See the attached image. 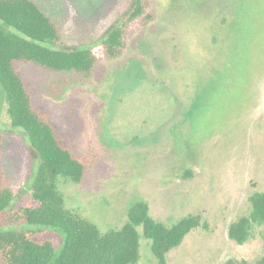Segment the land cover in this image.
<instances>
[{
  "label": "rangeland",
  "instance_id": "obj_1",
  "mask_svg": "<svg viewBox=\"0 0 264 264\" xmlns=\"http://www.w3.org/2000/svg\"><path fill=\"white\" fill-rule=\"evenodd\" d=\"M37 1L60 26L58 47L91 46L99 58L91 78L16 63L34 105L50 115L61 138L77 153L95 155L81 183H63L67 205L102 230L121 228L130 205L140 200L149 204L155 219L169 225L200 214L203 226L168 254L167 264H223L230 258L254 262L263 257L264 227H256L243 245L230 240L228 228L249 210V197L264 190V66L259 65L264 58L259 55L264 0H241L243 11L259 22L242 32L239 48L257 54L247 55L244 68L228 80V91L216 78L202 84L196 63L206 36L203 27H212L206 11L197 9L206 4L215 9L228 0H151L147 12L155 10V18L130 26L127 47L117 60L106 58L101 40L128 17L135 0ZM201 84L204 88L193 90ZM206 90L211 100L199 98L191 106L193 113L186 114L189 96L203 97ZM209 101H218L217 107L212 102L208 108ZM0 127V182L2 175L9 181L15 193L11 208L16 209L33 203L31 184L39 155L25 132L11 126L4 98ZM6 216H0L1 228L21 226ZM34 230L38 238L53 240L59 252L61 231ZM138 230V264H160L151 240ZM0 264H5L1 258Z\"/></svg>",
  "mask_w": 264,
  "mask_h": 264
},
{
  "label": "trees",
  "instance_id": "obj_2",
  "mask_svg": "<svg viewBox=\"0 0 264 264\" xmlns=\"http://www.w3.org/2000/svg\"><path fill=\"white\" fill-rule=\"evenodd\" d=\"M227 2L215 9L206 8L207 4L197 9L200 13L206 11L205 16H209L205 20L212 25L203 27L206 36L199 44L196 57L201 68L199 79L202 84L212 78L217 82L221 80L224 85L220 88L224 91H228L227 80L238 75L246 64L248 54L239 48L242 32L253 30L257 24L255 20L259 22V18L243 11L240 0ZM150 5L151 0H135L128 17L104 35L101 44L107 59L117 60L123 55L129 28L136 20L149 23L155 18V10L147 12ZM233 9L238 11L236 15ZM241 21L247 22L246 27ZM259 28V38L262 37L259 55L264 56V24ZM61 39L60 26L43 11L37 0H0V106L4 98L11 126L25 132L39 155L31 184L33 203L11 208L15 193L2 175L0 216L6 212L11 224L21 226L0 227V258L5 264H138L141 256L138 228L141 227L143 235L151 240L159 263L167 264L168 254L179 247L190 232L203 226L200 214H189L169 225L155 219L150 214L149 204L140 200L130 205L128 219L121 228L102 230L67 205L63 183H81L94 166L95 155L93 152L81 155L61 138L50 115L34 105L27 82L16 67L17 62L34 63L53 72L93 77L99 64L94 48H60ZM175 43L179 47L178 42ZM229 64L231 69L227 67ZM259 65L264 66V58L259 60ZM202 84L193 90L198 92L204 88ZM190 85L188 82L186 89L190 90ZM208 92L206 90L204 100H211L206 98ZM187 104L188 112H192L193 105L199 103L189 96ZM217 105L218 101L215 102ZM2 136L0 127V142ZM249 205V210L234 219L228 228L230 240L240 245L253 237L256 227H264V190L254 192L249 197ZM35 227L63 233V246L59 252H56L53 240L37 237ZM223 264H264V256L254 262L230 258Z\"/></svg>",
  "mask_w": 264,
  "mask_h": 264
},
{
  "label": "flooded vegetation",
  "instance_id": "obj_3",
  "mask_svg": "<svg viewBox=\"0 0 264 264\" xmlns=\"http://www.w3.org/2000/svg\"><path fill=\"white\" fill-rule=\"evenodd\" d=\"M209 1L211 2V0H209ZM240 1H241V0H240ZM225 3H228V2L225 1ZM239 6H240V4H239ZM230 7H231V6H230ZM241 7H242V6H240V9H241ZM229 10H231V9H229ZM231 11H232V10H231ZM233 11H234V12H233L234 15H236L237 12H238L237 10H234V9H233ZM241 23H244V24H245V27H246L247 22L241 21ZM213 60L215 61V59H213ZM230 62H231V61H230ZM224 65L226 66L227 64L225 63ZM227 67H228V69H231V64H229ZM229 67H230V68H229ZM233 67H235V66H233ZM214 69H215V67H214ZM227 81H228V80H227ZM228 83H229V82H228ZM211 87H212V86H211ZM199 98H202V97H198V96H197V98H195V99L197 100L198 103L201 102L200 100H198ZM204 99H205V97H203V100H204ZM203 103H206V102H203ZM190 113L192 114L193 112H187L186 114H190Z\"/></svg>",
  "mask_w": 264,
  "mask_h": 264
}]
</instances>
